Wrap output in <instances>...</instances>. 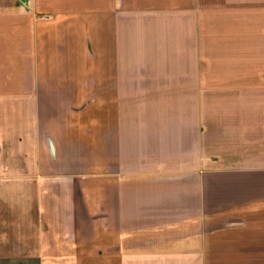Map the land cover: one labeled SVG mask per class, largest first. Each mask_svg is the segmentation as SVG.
Here are the masks:
<instances>
[{
  "label": "crops",
  "instance_id": "0c3cea01",
  "mask_svg": "<svg viewBox=\"0 0 264 264\" xmlns=\"http://www.w3.org/2000/svg\"><path fill=\"white\" fill-rule=\"evenodd\" d=\"M186 1L0 0V261L264 264V73L203 98L190 73L193 102L146 99L177 78L152 74L164 61L195 55L182 46ZM73 61L114 72L74 74ZM94 79L97 142L71 145L63 115L89 136ZM168 137L177 172L138 171ZM90 152L104 168H73Z\"/></svg>",
  "mask_w": 264,
  "mask_h": 264
},
{
  "label": "rangeland",
  "instance_id": "374dc122",
  "mask_svg": "<svg viewBox=\"0 0 264 264\" xmlns=\"http://www.w3.org/2000/svg\"><path fill=\"white\" fill-rule=\"evenodd\" d=\"M183 5V13L181 16L185 25L183 35V49L186 53L195 49V55L190 58H183L179 61H164L161 66L163 69L153 71L156 73H167L169 77H175L166 83L162 88V82H156L159 86L154 88L152 93H148L146 99H155L163 95L169 101H175L179 97L188 98L194 101L195 92H191L193 82L188 79L190 73H195L199 78L196 83L199 98L209 97V86H218L219 88H228V85H237L244 80L242 75L256 76L259 72L264 73V0H187ZM165 3V0H161ZM158 3V8L161 7ZM177 4L181 1H177ZM180 5V4H179ZM182 7V6H181ZM174 7L173 9H176ZM167 9V8H166ZM45 20H42V19ZM42 21H49L48 15L39 17ZM189 22V23H188ZM195 41V43H194ZM261 51V52H260ZM175 54H177L175 52ZM262 61V67L260 65ZM74 65L68 67L74 74L88 73L96 78L97 74L113 73L112 69L114 61H105L109 70L103 69L104 64L101 61H73ZM67 68V69H68ZM169 70V71H168ZM110 72V73H109ZM181 75V76H177ZM250 79V78H249ZM248 79V80H249ZM254 79V78H252ZM94 90H90V106L91 113L84 114V132L89 136L83 137L82 129H78L77 123L83 117L72 114L63 115L64 119H68L69 132H67L73 143H89V145L97 142V92L96 80L94 79ZM76 104V103H74ZM62 118L58 115V124L60 126ZM89 118V120L87 119ZM88 122V124H86ZM192 130V129H189ZM188 129H186V137H191ZM184 137V136H183ZM70 138V140H71ZM168 137L164 140L165 146L156 144L155 149L160 153H152L147 158L149 163L143 161L137 163V170L143 171L147 169H169V173H176L178 170L180 147L172 139ZM63 142V141H62ZM65 144H62L63 147ZM92 148V146H91ZM74 149H78L74 144ZM81 152V149H79ZM164 161V163H163ZM165 166H161V164ZM96 153L92 155L85 163L79 165L73 164L76 170L89 171L97 173L99 167ZM122 170H128V163H122ZM256 257H221L220 261L215 264H257ZM213 262V261H212ZM0 264H17L0 261Z\"/></svg>",
  "mask_w": 264,
  "mask_h": 264
},
{
  "label": "built area",
  "instance_id": "2783aa9c",
  "mask_svg": "<svg viewBox=\"0 0 264 264\" xmlns=\"http://www.w3.org/2000/svg\"><path fill=\"white\" fill-rule=\"evenodd\" d=\"M42 19V18H41ZM42 20H45V19H42Z\"/></svg>",
  "mask_w": 264,
  "mask_h": 264
}]
</instances>
